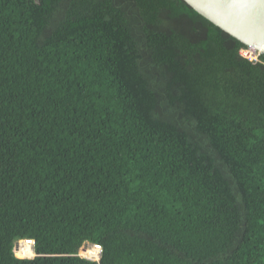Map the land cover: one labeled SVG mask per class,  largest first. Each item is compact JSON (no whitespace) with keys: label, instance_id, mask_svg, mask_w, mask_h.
Listing matches in <instances>:
<instances>
[{"label":"trees","instance_id":"trees-1","mask_svg":"<svg viewBox=\"0 0 264 264\" xmlns=\"http://www.w3.org/2000/svg\"><path fill=\"white\" fill-rule=\"evenodd\" d=\"M246 47L185 0H0V264H264Z\"/></svg>","mask_w":264,"mask_h":264},{"label":"water","instance_id":"water-1","mask_svg":"<svg viewBox=\"0 0 264 264\" xmlns=\"http://www.w3.org/2000/svg\"><path fill=\"white\" fill-rule=\"evenodd\" d=\"M241 42L264 53V0H185ZM30 256H34L33 248Z\"/></svg>","mask_w":264,"mask_h":264},{"label":"built area","instance_id":"built-area-1","mask_svg":"<svg viewBox=\"0 0 264 264\" xmlns=\"http://www.w3.org/2000/svg\"><path fill=\"white\" fill-rule=\"evenodd\" d=\"M241 53L247 57L248 59L254 61V62H258L261 61V55L264 54L261 50L256 49L252 46H248L246 48H242L241 49ZM264 62V60H263ZM33 240L31 239H23V240H19L17 242V246L15 248V253L17 255H19L21 251L26 250L27 249V253L28 255H19V256H30V252L32 250V245H33ZM102 252V245L100 243H94L90 240H87L81 251L80 254L87 257V258H91V259H99L100 255Z\"/></svg>","mask_w":264,"mask_h":264},{"label":"rangeland","instance_id":"rangeland-1","mask_svg":"<svg viewBox=\"0 0 264 264\" xmlns=\"http://www.w3.org/2000/svg\"><path fill=\"white\" fill-rule=\"evenodd\" d=\"M21 255H28V253H27V249L26 250H23V251H21V252H19ZM19 254V255H20Z\"/></svg>","mask_w":264,"mask_h":264},{"label":"clouds","instance_id":"clouds-1","mask_svg":"<svg viewBox=\"0 0 264 264\" xmlns=\"http://www.w3.org/2000/svg\"><path fill=\"white\" fill-rule=\"evenodd\" d=\"M82 249V248H81ZM81 249H80V251H81ZM91 259V258H90Z\"/></svg>","mask_w":264,"mask_h":264}]
</instances>
